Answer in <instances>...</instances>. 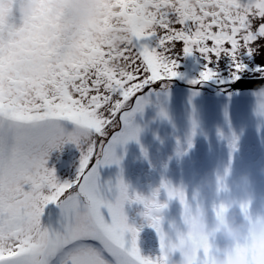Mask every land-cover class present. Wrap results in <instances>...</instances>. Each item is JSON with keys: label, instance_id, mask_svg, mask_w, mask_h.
<instances>
[{"label": "snow or ice", "instance_id": "snow-or-ice-1", "mask_svg": "<svg viewBox=\"0 0 264 264\" xmlns=\"http://www.w3.org/2000/svg\"><path fill=\"white\" fill-rule=\"evenodd\" d=\"M110 2L121 30L132 36L119 51V70L108 66L117 58L103 36L108 21L85 34L75 50L67 47L59 24L48 38H41L33 24L29 31L36 47L15 60L4 56L15 23L0 18V264H162V256L142 255L139 229L129 223L125 206L142 205L162 253L160 214L167 203L160 202L161 189L168 200L179 201L185 215L190 210L186 192L162 180L145 197L130 192L122 176L102 182L99 169L120 164L116 146L138 137L134 115L143 112L157 82L163 87L178 76L177 42L183 54L199 53L206 61L193 85L218 79L216 66L225 58L230 73L219 83H240L245 74L249 81L264 80V64L255 63L264 50V0ZM67 124L74 127L68 130ZM66 143L75 144L81 158L76 176L61 182L48 159ZM49 205L59 209V227L43 222ZM250 208L241 205L245 218ZM222 211L223 206L214 214ZM236 247L247 264H257L264 252V245ZM213 255L212 244H206L193 264H214Z\"/></svg>", "mask_w": 264, "mask_h": 264}, {"label": "rangeland", "instance_id": "rangeland-1", "mask_svg": "<svg viewBox=\"0 0 264 264\" xmlns=\"http://www.w3.org/2000/svg\"><path fill=\"white\" fill-rule=\"evenodd\" d=\"M0 18L7 20L3 15ZM36 25L39 32L40 25ZM24 30L27 36L22 39L14 31L12 43L4 52L5 58L10 56L15 60H23L36 47L29 27ZM30 41L35 47H24ZM17 46L25 52L23 58L13 55V49ZM182 47L180 42L175 44V70L178 76L168 80L163 87L159 82L154 85L155 91L149 94V102L143 112H137L132 121L139 128L137 139L116 146L120 164L102 166L99 169L101 181L115 183L117 177L122 176L130 192L145 197L159 188L162 180L170 182L173 187L182 188L190 206L187 215L179 201L168 200L166 192L161 189L160 202L167 203V208L161 213L164 229H167L172 219L179 221L181 215L187 217L191 209L201 202L210 203L214 200L219 207L213 205V212L223 206L219 202L228 199L232 192L230 177L241 173H248L252 181L250 213L264 211V116L256 114V97L246 92L227 93L225 86L231 83H219L220 79L227 81L230 73L226 58L221 59L216 66L220 74L218 79L191 84L192 80L200 79L206 61L199 53L183 54ZM246 62L252 64V61ZM255 63L264 64V50L257 53ZM245 79L251 77L245 74ZM161 111L166 116L161 115ZM193 121L196 125L194 130ZM66 127L71 130L74 126L67 124ZM189 138L192 142L188 143ZM178 144L181 147L180 155L176 154ZM233 144L235 149L231 147ZM80 158V149L73 143H66L62 149L50 153L48 167L55 170L61 182L70 181L78 172ZM216 167L222 169L223 177L217 178L215 194L198 191L200 177ZM125 212L129 223L139 229L138 247L142 255L158 256L159 237L141 215L142 205L126 204ZM59 218L57 206L49 205L43 222L59 227ZM212 242L223 244L224 241L216 237ZM241 243L264 245L251 241ZM262 262L264 252L257 256V264Z\"/></svg>", "mask_w": 264, "mask_h": 264}, {"label": "clouds", "instance_id": "clouds-1", "mask_svg": "<svg viewBox=\"0 0 264 264\" xmlns=\"http://www.w3.org/2000/svg\"><path fill=\"white\" fill-rule=\"evenodd\" d=\"M0 15L15 23L16 35L21 39L27 36L24 29L33 24L40 25L42 38L54 36L55 26L59 24L67 37L66 45L72 50L79 46L85 34H93L97 26L108 21L110 26L103 36L111 42V48L117 55L116 59L108 62L112 70L121 69L119 51L121 46L132 40L131 34L121 30L119 14L110 0H50L49 3H40L39 0H0ZM24 47L32 48L35 44L30 41ZM13 55L23 58L25 52L17 46L13 49ZM253 94L256 97L255 111L260 113L259 116H264V85L253 89ZM192 126L194 130L195 121ZM189 142H192L191 138ZM176 154H181L179 144ZM218 177H223L220 167L205 173L200 177L197 190L214 195ZM230 185L232 192L228 199L219 202L223 205V211L218 217L211 211L214 200L210 203L201 202L191 209L187 217L181 215L179 221H169L167 229L162 227L164 250L159 252L162 264H193L209 243L213 247L214 264H246L236 245L242 241L264 244V211L250 213L248 218L240 211L241 205L253 202L250 175L241 173L232 176ZM216 237L222 238L223 244H214L212 240Z\"/></svg>", "mask_w": 264, "mask_h": 264}, {"label": "water", "instance_id": "water-1", "mask_svg": "<svg viewBox=\"0 0 264 264\" xmlns=\"http://www.w3.org/2000/svg\"><path fill=\"white\" fill-rule=\"evenodd\" d=\"M260 84H264V80L249 81V79H245L244 81L240 83L228 84L225 87L227 88L226 90L227 93H233V92L245 93L246 92V93L253 94V91H249L248 89L258 88Z\"/></svg>", "mask_w": 264, "mask_h": 264}]
</instances>
